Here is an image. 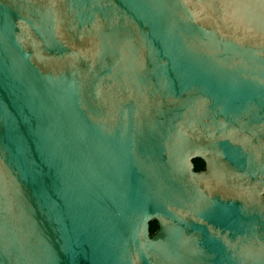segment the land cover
<instances>
[{"label":"water","instance_id":"95a60500","mask_svg":"<svg viewBox=\"0 0 264 264\" xmlns=\"http://www.w3.org/2000/svg\"><path fill=\"white\" fill-rule=\"evenodd\" d=\"M0 264H264V0H0Z\"/></svg>","mask_w":264,"mask_h":264},{"label":"flooded vegetation","instance_id":"af4514ba","mask_svg":"<svg viewBox=\"0 0 264 264\" xmlns=\"http://www.w3.org/2000/svg\"><path fill=\"white\" fill-rule=\"evenodd\" d=\"M193 164H194L195 171H203L206 169V163L202 158H199V157L194 158Z\"/></svg>","mask_w":264,"mask_h":264},{"label":"trees","instance_id":"16d2710c","mask_svg":"<svg viewBox=\"0 0 264 264\" xmlns=\"http://www.w3.org/2000/svg\"><path fill=\"white\" fill-rule=\"evenodd\" d=\"M156 229H157V222L156 221H152L150 223V232L154 233L156 231Z\"/></svg>","mask_w":264,"mask_h":264}]
</instances>
